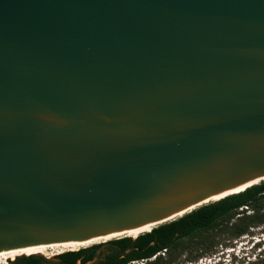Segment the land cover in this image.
Masks as SVG:
<instances>
[{
	"label": "water",
	"instance_id": "95a60500",
	"mask_svg": "<svg viewBox=\"0 0 264 264\" xmlns=\"http://www.w3.org/2000/svg\"><path fill=\"white\" fill-rule=\"evenodd\" d=\"M262 182L264 0H0V253Z\"/></svg>",
	"mask_w": 264,
	"mask_h": 264
},
{
	"label": "trees",
	"instance_id": "16d2710c",
	"mask_svg": "<svg viewBox=\"0 0 264 264\" xmlns=\"http://www.w3.org/2000/svg\"><path fill=\"white\" fill-rule=\"evenodd\" d=\"M245 210L250 211V214L245 215ZM263 210L264 182L243 193L203 206L191 214L159 226L151 233L144 234L135 240L123 238L112 241V243L120 245L122 251H128L132 249L131 247L136 248V250L121 259L116 258L113 260V258H110L109 264H132L141 260H148L145 264H177L179 262L177 257L176 259H164L161 254H166L165 244L172 240L176 233H180L183 228H188V234H195L199 231L213 228L216 223L219 225L227 224L226 231L230 236L239 238L247 235L252 227L264 225ZM234 220L235 222L232 224L231 222ZM89 250L90 248L82 249L78 252H69L59 256V258L65 260V262L77 264L78 260ZM186 250L187 248L185 247H177L176 253H184ZM154 257H156L155 260L151 261ZM25 258L34 260L36 257ZM40 258L47 262L43 257ZM86 261L84 260L83 262L85 263ZM254 264H264V259Z\"/></svg>",
	"mask_w": 264,
	"mask_h": 264
},
{
	"label": "rangeland",
	"instance_id": "374dc122",
	"mask_svg": "<svg viewBox=\"0 0 264 264\" xmlns=\"http://www.w3.org/2000/svg\"><path fill=\"white\" fill-rule=\"evenodd\" d=\"M244 212H245V215L250 214V211L245 210ZM263 213H264V210H263ZM235 220L232 221L231 223L233 224ZM226 225L227 224L219 225L215 230H213L209 234L210 236L205 237V238H212V237L215 238L213 248L211 249L205 248V246H200L199 248H195V247L187 248V250L184 253H180V254L176 253L177 261H179L177 264H204V263L206 264L207 260L209 259L211 260L217 254L224 253L226 250H229L232 248H238V247L239 248L243 247V249H246L245 252H242V255L247 254V257L244 258V261H241L239 264H254V263H259L263 261L264 242H262L260 246H257L254 249H253V245L258 240L260 241L264 240V225L252 227L247 235L239 237V238L231 237L230 234L226 231V228H227ZM255 239L257 240L256 242L254 241ZM259 248H261V251H263V253L261 254L259 253ZM55 254L56 252L54 251H48L47 255L49 257L43 256V255H40V257H43L45 259H55L58 257V256L52 257V255H55ZM195 255H199V258L194 260L193 258L195 257ZM161 256L162 258L167 259L165 255L161 254ZM154 260L155 259L153 258L151 261H154ZM0 264H3V262H1ZM132 264H141V262L132 263Z\"/></svg>",
	"mask_w": 264,
	"mask_h": 264
},
{
	"label": "flooded vegetation",
	"instance_id": "af4514ba",
	"mask_svg": "<svg viewBox=\"0 0 264 264\" xmlns=\"http://www.w3.org/2000/svg\"><path fill=\"white\" fill-rule=\"evenodd\" d=\"M218 226H219V224L216 223L213 228H210L206 231H199L195 234H188L189 233L188 228L187 227L183 228L180 233H176L174 235L173 239L168 241L165 244V247L167 249V252L165 254L166 258L167 259L168 258L176 259V248L177 247L199 248L200 246H205V248H210V249L213 248L215 238H213V237L212 238H205V237L210 236L209 234L213 230H215ZM125 238H130V237H125ZM120 239H123V238H120ZM89 248H90V250L87 253H85L78 260L77 264H109L110 258H113V260L116 258L117 259L123 258L120 255V253L122 251L121 246L118 244H114L111 241H110V243H99V244L93 245L92 247H89ZM131 248L133 249L134 247H131ZM85 249H88V248H85ZM69 252H71V251H68L66 253H69ZM56 256H58V257L55 259H46L47 262H44L40 257L35 258L34 260H27L25 258L26 256L25 257L19 256L15 259L10 260L6 264H54V262H65V260L59 258V256H61V255H56ZM197 258H199V255H195V257L193 259L195 260ZM84 260H87V261L84 263L83 262ZM141 261H148V260H141ZM141 261H136L134 263H139Z\"/></svg>",
	"mask_w": 264,
	"mask_h": 264
},
{
	"label": "bare ground",
	"instance_id": "6f19581e",
	"mask_svg": "<svg viewBox=\"0 0 264 264\" xmlns=\"http://www.w3.org/2000/svg\"><path fill=\"white\" fill-rule=\"evenodd\" d=\"M256 183L258 184L259 182H256ZM254 185H255V183H254ZM246 189L247 188H242V189L236 191L235 193H242ZM223 197H225V196H222V197H219V198H215V199H213V200H211L209 202H206V203L202 204L201 206L210 205L211 203L218 202L221 199H223ZM201 206H199V207H201ZM195 209H198V208H194L191 211H194ZM188 213H190V212L188 211V212H186L184 214H181V215H179V216L167 221L166 223L173 222L174 220L180 219V218L184 217L185 215H187ZM160 225H162V224L146 226V227H143V228H140V229H137V230H133V231L127 232V233H122V234H117V235H113V236H108V237H105V238H100V239H96V240H93V241H90V242H85V243L55 244V245L40 246V247L30 248V249H25V250H20V251L3 252V253H0V263L3 262V264H6L10 260L15 259V258H17L19 256L30 257V256H35V255H39V256L43 255V256L47 257L48 256L47 255L48 251L56 252V254L52 255V257L56 256V255H63V254H65L68 251L78 252L81 249L89 248V247H92L93 245H97L99 243H109L110 241L112 242V241H115L116 239L119 240L120 238H125V237H130V238L135 240V239H137L138 237H140V236H142L144 234L151 233L154 229H156Z\"/></svg>",
	"mask_w": 264,
	"mask_h": 264
},
{
	"label": "clouds",
	"instance_id": "9594fccd",
	"mask_svg": "<svg viewBox=\"0 0 264 264\" xmlns=\"http://www.w3.org/2000/svg\"><path fill=\"white\" fill-rule=\"evenodd\" d=\"M262 242H264V240H262V241L258 240L253 245V249L256 248L257 246H260L262 244ZM245 251H246V249H243V247L232 248V249L226 250L224 253L217 254L211 260L210 259L207 260L206 264H239L241 261H244V258L247 257V254L242 255V252H245ZM259 253L260 254L263 253V251H261V248H259ZM247 260H249V259H247Z\"/></svg>",
	"mask_w": 264,
	"mask_h": 264
},
{
	"label": "built area",
	"instance_id": "2783aa9c",
	"mask_svg": "<svg viewBox=\"0 0 264 264\" xmlns=\"http://www.w3.org/2000/svg\"><path fill=\"white\" fill-rule=\"evenodd\" d=\"M255 242L257 241L256 239L254 240ZM164 255V253H162ZM155 259V257H154ZM147 261H141V264H145Z\"/></svg>",
	"mask_w": 264,
	"mask_h": 264
}]
</instances>
